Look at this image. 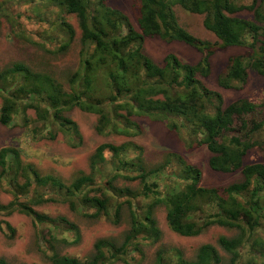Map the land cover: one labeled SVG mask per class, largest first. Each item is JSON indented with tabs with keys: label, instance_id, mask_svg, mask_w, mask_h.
Segmentation results:
<instances>
[{
	"label": "trees",
	"instance_id": "trees-1",
	"mask_svg": "<svg viewBox=\"0 0 264 264\" xmlns=\"http://www.w3.org/2000/svg\"><path fill=\"white\" fill-rule=\"evenodd\" d=\"M23 1L0 0V27L4 19L19 28V15L12 8ZM29 1L34 7L57 10L52 11L50 24L68 44L75 30L65 15L78 19L80 68L62 78L52 69H34L24 62L0 69L3 126L21 118L33 140L55 141L63 135L78 147L82 144L79 128L67 117L75 108L98 117L100 135L138 136L136 119L146 118L164 124L189 149L206 147L212 170L241 173L242 180L225 187H204L202 171L183 156L169 153L159 166L148 169L143 150L125 143L99 147L91 157L90 171L66 184L55 175L42 174L22 160L19 149L7 146L0 148V215L18 212L32 218L39 233L38 249L49 264H136L133 260L144 254L143 247L162 239L155 218L158 207L166 209L168 226L180 237H199L212 227L237 236L219 238L225 255L210 243L202 245L192 259L180 249L161 247L153 264H264V99L259 103L239 99L226 105L223 96L203 82L212 74L211 57L233 47L247 52L230 58L218 75L221 88L244 89L250 72L264 76V0L248 5L245 0H133L138 28L108 0ZM177 7L203 16L204 28L217 42L201 40L183 27ZM149 38L184 43L202 58L190 65L172 54L159 65L145 52ZM252 152L261 155V162L246 161ZM102 171L108 175L103 177ZM119 178L139 182L140 187H118ZM1 189L12 195L7 205L1 202ZM50 202L113 222L127 208L130 228L119 244L99 240L86 257L62 255L61 236L74 232L79 239L80 234L69 221L36 210ZM45 227L48 232L41 231ZM0 228L4 230L2 224ZM0 264L13 263L0 257Z\"/></svg>",
	"mask_w": 264,
	"mask_h": 264
},
{
	"label": "rangeland",
	"instance_id": "rangeland-1",
	"mask_svg": "<svg viewBox=\"0 0 264 264\" xmlns=\"http://www.w3.org/2000/svg\"><path fill=\"white\" fill-rule=\"evenodd\" d=\"M24 0L19 6H14L12 12L19 15V28L15 29L4 19L0 27V69L14 62H24L34 69H52L58 78L65 74L75 73L81 63V31L78 19L75 16L65 15L68 23L75 30L73 41L68 44L67 38L51 27L54 21L53 7L39 8ZM252 0H245L248 5ZM108 4L121 10L130 22L138 28L133 0H108ZM38 7V8H36ZM36 8V9H35ZM53 11V12H52ZM180 24L191 32L195 37L211 42H217L216 37L207 31L203 25V16L192 15L180 7L176 8ZM248 17V13L242 14ZM63 45L67 47L64 48ZM145 52L157 64L163 65L168 55H175L181 62L196 65L200 62L202 54L194 48L180 42H165L159 38H149L145 43ZM245 48H228L218 50L211 57L212 74L204 79L205 85L219 92L229 105L239 99H249L253 102H261L264 99V76L250 72L248 84L242 90H225L218 84V75L227 67L232 56L245 54ZM2 101L0 99V108ZM34 117V113H28ZM67 117L74 121L82 138L81 146L75 147L63 135H58L57 140L35 141L31 132L24 127V119H18L12 126L5 127L0 123V148L11 146L21 151L22 160L31 163L44 175L52 174L61 178L66 184H70L81 172L90 171V160L97 149L103 145H122L132 143L143 150V162L148 169L156 168L165 161L169 153H177L185 160L197 166L203 175L202 185L204 187H225L242 180L241 173L226 174L216 172L209 166L210 152L206 147L189 149L184 145L175 133L168 131L164 124L152 122L146 118L136 119L141 133L138 136L127 137L118 134L100 135L97 130L98 117L83 112L77 108L69 111ZM106 155L109 157L110 154ZM247 162H261V155L252 152L247 157ZM110 172L109 168H107ZM107 171H102L106 177ZM118 187H129L136 190L140 187L139 182H127L119 178L115 183ZM7 187V186H5ZM1 202L7 205L12 201V195L1 189ZM37 211L45 213L54 219L63 218L79 230V239L74 232H65L61 236L59 250L62 255H77L86 257L93 253L94 246L99 240H112L121 243L130 228V213L125 208L117 222L107 218H92L87 212L78 213L72 211L68 204L50 202ZM90 213V212H89ZM155 218L162 232V239L157 244L148 243L143 247L141 256L133 260L136 264H153L156 252L159 248L180 249L184 255L192 259L196 256L199 248L207 243L213 244L225 255L223 249L218 245L222 236L229 238L237 236L219 227H212L207 232L195 238H183L173 233L167 223V212L164 207L155 209ZM8 222L14 229L11 233L5 226ZM0 257L6 258L13 264H49L48 260L38 249V232L34 227L32 218L15 213L12 216L0 215ZM63 229H65V223ZM49 228L41 231L48 232ZM42 246L46 243L41 238ZM121 264V263H119Z\"/></svg>",
	"mask_w": 264,
	"mask_h": 264
}]
</instances>
